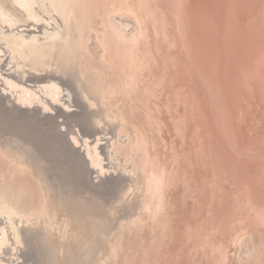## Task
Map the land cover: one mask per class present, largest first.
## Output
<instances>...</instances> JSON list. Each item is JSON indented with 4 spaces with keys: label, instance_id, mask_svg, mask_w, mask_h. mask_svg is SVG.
Masks as SVG:
<instances>
[{
    "label": "rangeland",
    "instance_id": "rangeland-1",
    "mask_svg": "<svg viewBox=\"0 0 264 264\" xmlns=\"http://www.w3.org/2000/svg\"><path fill=\"white\" fill-rule=\"evenodd\" d=\"M103 1L105 10L109 4L118 17H126L129 12L137 19L139 14L141 28L134 44L132 39L128 43L114 39L113 33L107 37V31L96 34L89 25L82 46L93 59L100 60L91 66L95 62L90 59L88 67L84 66L85 78H92L91 93L102 96L105 106L110 107L108 113L118 120L115 123L110 119L106 130H126L123 143L132 145L144 138L149 176L154 177L157 187L148 198L151 203L158 198L155 204L160 203L150 205L159 211L144 215L156 219L157 225L147 227L146 233H140L143 236H131V242L141 239L116 253L112 264H244L248 260L247 244L253 248L251 240L257 229L264 235V0H171L172 4L169 0ZM33 23L32 28L27 22L2 25L13 31L24 29L30 37L51 26L58 32L54 24ZM126 29L127 33L133 30ZM115 40L123 43L115 44ZM104 43L111 50L105 49ZM97 44L102 45L100 56L94 55ZM104 51L115 57L109 59ZM106 58L116 61L115 65ZM27 77L22 87L13 79L0 85L3 97L13 100L6 99L16 115L26 117L35 111L44 124L41 127L60 135L71 149L76 148L74 165H81L80 160L85 165L87 162L96 186L114 194L118 191L120 198L119 171L110 167L103 154L95 158L97 151L101 154L106 150L111 135L84 125L86 106L78 90L57 78L62 83L57 88L39 92L54 77L43 76L45 82L40 83L36 70L29 71ZM81 175L89 181L85 171ZM149 200H144V205ZM115 208L113 214L117 216L121 212L117 208L123 206ZM87 214L83 219L88 226L82 225L80 231L95 235L96 225L88 217L94 214ZM3 233L7 244L10 237L6 227ZM236 254L240 262L234 258Z\"/></svg>",
    "mask_w": 264,
    "mask_h": 264
},
{
    "label": "bare ground",
    "instance_id": "bare-ground-1",
    "mask_svg": "<svg viewBox=\"0 0 264 264\" xmlns=\"http://www.w3.org/2000/svg\"><path fill=\"white\" fill-rule=\"evenodd\" d=\"M169 2L172 4L173 0L172 2L169 0ZM104 3L103 0H0V63L4 62L3 65L0 64V76L3 77L0 80V85L6 79H13L12 81L16 85L22 87L21 83L27 81L28 72L36 70L40 73V83L45 82L42 81L46 79L42 78L43 76L54 77V80H50L52 83L47 84L48 86H42L41 90L37 89L39 92H43L48 87L57 88L62 84L57 78H61L67 81L70 86L75 87L78 90L79 98L86 106L85 117L82 121L84 125L98 129V131L101 128L103 132L111 135L110 139L107 138L106 150L103 149L101 154L97 151L95 158L98 159L103 154L109 160L110 167L119 171L118 179L122 183L120 198L118 191L114 194L110 189L96 186L91 180L90 171H87V162L85 165L80 160L81 165H74L76 152L74 146L71 149L72 146L69 147L70 144L66 143L60 135L49 133V129L46 131L43 128L44 124L34 114L35 111L33 114L29 112L26 117H18L15 109L6 101V99L13 100L8 96L5 99L0 92V226H3L0 229V264H112L118 257L116 253H119L124 247L125 249L129 247L128 243L133 245L141 239L139 237V239L136 238L138 241L131 242V236L146 233L147 227L156 226L158 223L156 219L144 217V215L150 216L152 210H156L150 205L153 207L160 205L158 202L155 204V200L158 198L152 203V200L148 198V194L152 190L156 191L157 187L153 185L154 177L149 176L148 162L145 159L146 152L142 146L144 138L139 141V144L132 145L129 141L123 143L124 139L122 138L124 133H127L126 130H122L120 127H114L115 131L106 130L107 122L110 119L115 123L118 120L111 114L112 112L108 113L110 107L105 106L103 97L91 93L90 90L93 86L90 80L92 78L89 77L90 80H88L84 74V66L88 67L90 59L95 62L91 66L96 65L100 60L93 59L82 46V39L86 36V29L89 25L93 26L96 34L100 35L107 31V37L108 33H113L114 36L112 34L111 37L114 39L119 38L127 43L132 39L135 40L134 44L137 42L136 36L139 35L141 28V23L137 20L138 12L137 19L134 14L133 16L129 12L126 17H118L115 9H112L109 4L105 10L106 4L104 5ZM122 10L126 11L124 6H122ZM136 11L138 10L136 9ZM22 13L25 15L24 19H22ZM12 21L18 25L27 22L30 27L33 22H35L33 24L47 22L56 25L58 32L55 33V28H51V26L44 28L42 34L30 37V33H27V36L24 29L13 31L2 25L4 23L11 24ZM27 26L25 27L27 28ZM146 26L144 25V27ZM117 27L121 30H118ZM126 27L133 30L127 33ZM220 33L222 32L220 31ZM111 37L110 45L113 43H111ZM118 42L116 41L115 44H119ZM106 43L108 46L109 41ZM122 43L120 42V44ZM113 45L112 47L115 48ZM129 45L127 51L131 52ZM103 46L105 47L106 44ZM107 46L105 49L108 48ZM118 46L120 47V45ZM93 49H95L94 55L100 56L102 45L97 44ZM196 49L203 51L198 47ZM112 51L114 52L115 49ZM118 51L120 50L118 49ZM211 52L213 54L214 51ZM108 53H106L107 57L111 54L113 56V53H109V56ZM207 53L209 54V52ZM121 56L124 58L126 55L122 54ZM129 57L127 56V58ZM107 59H105L107 62L112 61ZM124 59L126 60V58ZM115 62L113 61L111 64ZM126 62L128 63V60ZM4 71L7 74H12V72L15 74L8 78L6 73H2ZM210 76L212 75L210 74ZM3 87L5 86L3 85ZM112 87L114 89L115 86ZM19 109L21 108L19 107ZM134 112L136 113L135 110ZM135 113L133 114L135 115ZM145 133L146 131L144 135ZM83 171L89 181L81 175ZM161 182L158 181V183ZM108 200L111 202L110 205ZM144 200H149V203L144 205ZM116 205H122L123 209L117 208L121 212L114 216L113 211L116 210ZM156 211H159L158 208ZM87 212L94 214L87 215L96 225L97 234L95 235H85L84 231H80L82 225L88 226V223L83 219V214ZM97 214L99 216H95ZM5 227L8 229L10 237L7 244L3 233ZM261 233L257 229L256 236L251 240L253 248H249L247 244L246 255L249 258L247 256V261L243 259L245 256L242 258L245 261L242 260L244 264H264V246L262 245V243L264 244V235ZM147 237L149 236L147 235ZM221 241L223 240L221 239ZM230 243L232 244V242ZM221 244L223 243L221 242ZM8 246L9 250L4 251L3 248ZM223 246L226 248L224 244ZM218 254H220L219 251ZM227 255L229 256V253ZM236 255L237 257L234 258L238 261L240 257L238 254ZM221 257L223 256L221 255Z\"/></svg>",
    "mask_w": 264,
    "mask_h": 264
}]
</instances>
